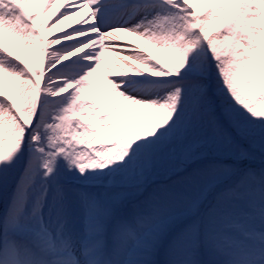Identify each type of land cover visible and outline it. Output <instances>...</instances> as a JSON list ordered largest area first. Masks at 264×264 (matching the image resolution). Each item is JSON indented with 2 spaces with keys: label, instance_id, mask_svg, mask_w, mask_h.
I'll return each mask as SVG.
<instances>
[{
  "label": "snow or ice",
  "instance_id": "obj_1",
  "mask_svg": "<svg viewBox=\"0 0 264 264\" xmlns=\"http://www.w3.org/2000/svg\"><path fill=\"white\" fill-rule=\"evenodd\" d=\"M39 3L0 0V264H264V0Z\"/></svg>",
  "mask_w": 264,
  "mask_h": 264
},
{
  "label": "bare ground",
  "instance_id": "obj_2",
  "mask_svg": "<svg viewBox=\"0 0 264 264\" xmlns=\"http://www.w3.org/2000/svg\"><path fill=\"white\" fill-rule=\"evenodd\" d=\"M63 3H64V0H56V4H55V6L52 8L51 11H52L53 13H55V12L57 11V9H60V8H61V5H62ZM79 19H81V16H73V17H71L68 21H65L64 24L62 25V27H63L65 30H67L70 26H76V22H77ZM56 34H58L57 29H53L50 33H48V35L50 36V38H51L53 35H56ZM130 40L136 41V42H138V43L140 44L139 40L136 39V38H130ZM4 42H5L6 44H8L9 47H12V48H14V50H16L15 47H14V45H12V44L8 41V39H7L6 37L4 38ZM17 51H18V50H17ZM105 57H106V58H109V56H108L107 53H105ZM159 57H164V58H166V59L168 60V62H169L170 64H172V61L169 60V58L167 57V55H166L165 53H160V54H159ZM173 66H174V65H173ZM99 71L103 72L104 69H101V70H99ZM4 87H5V89H7L8 86L5 84ZM114 130H115V129H110V128H106V129H105V131H114Z\"/></svg>",
  "mask_w": 264,
  "mask_h": 264
},
{
  "label": "rangeland",
  "instance_id": "obj_3",
  "mask_svg": "<svg viewBox=\"0 0 264 264\" xmlns=\"http://www.w3.org/2000/svg\"><path fill=\"white\" fill-rule=\"evenodd\" d=\"M40 5L42 6V0H40ZM151 45V44H150ZM158 52H161L159 49L157 50ZM154 56H157V58H160V59H163V60H165L166 62H168V60L166 59V58H164V57H159L158 55H157V53H153V52H151ZM108 54L111 56L110 58L112 59V60H116V57L115 56H113L110 52H108ZM116 63H119V64H121V67L123 68V64H122V62H120L119 60H116ZM169 63V62H168ZM124 69V71H130V70H128L127 68H123ZM134 119H138V118H134Z\"/></svg>",
  "mask_w": 264,
  "mask_h": 264
}]
</instances>
